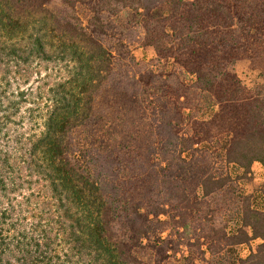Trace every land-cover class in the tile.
<instances>
[{"label":"trees","instance_id":"16d2710c","mask_svg":"<svg viewBox=\"0 0 264 264\" xmlns=\"http://www.w3.org/2000/svg\"><path fill=\"white\" fill-rule=\"evenodd\" d=\"M165 9V0H0V264H165L168 250L202 237L213 255L222 239L259 237L244 261L264 264V203L252 207L233 185L253 162L264 168L263 87L244 134L198 147L175 133L166 105L151 100L164 103L173 75L131 52ZM33 62L61 64L67 75L35 114L26 107L23 115L31 92L21 86ZM215 76L204 69L193 80L210 110ZM146 103L160 108L154 120ZM39 181L51 207L30 219ZM260 193L264 202V184ZM223 206L251 235L241 228L226 235L227 222L216 225Z\"/></svg>","mask_w":264,"mask_h":264},{"label":"rangeland","instance_id":"374dc122","mask_svg":"<svg viewBox=\"0 0 264 264\" xmlns=\"http://www.w3.org/2000/svg\"><path fill=\"white\" fill-rule=\"evenodd\" d=\"M165 2L166 9L156 20L157 25L132 46L131 52L138 61L152 62L158 67L165 65L167 74L173 75L172 83L165 84L164 103L161 104L157 96L151 97L152 101L166 105V110L174 119L173 131L179 135L189 134L195 146L209 144L217 147L224 139H233L246 132L248 108L261 89L259 87L264 90V0ZM157 59L158 64L155 62ZM204 69L216 75L207 95L211 110L204 107L197 90L193 88L196 72ZM26 70L28 79L21 87L31 93L28 101L21 106L23 115L29 113L26 107H32L35 114L38 110L35 107L42 106L49 88L67 75L63 65L51 62H33ZM138 79L147 85L145 76H138ZM145 109L147 120H154L160 108L154 113L151 104L146 103ZM23 123L19 130L24 133L22 140L26 141L30 123L27 120ZM23 151L24 147L20 148V153ZM26 173L23 164V174ZM234 181L235 193L249 196L252 207H263L260 191L264 184V168L261 163L253 162L246 177L240 176ZM41 184V181L35 182L31 187L34 194L30 198L32 209L27 213L28 216L33 215L30 219H37L38 215L43 218L49 211L50 205L40 193ZM23 191L28 194L31 190L27 188ZM233 209L220 207L214 217L216 225L222 226L223 222H227L226 235L237 228L251 235L250 227L238 222ZM50 215H56V212ZM159 217L165 219L167 215L160 214ZM167 232L168 229L162 235ZM226 241L221 240L214 255L203 237L200 243L191 246L181 242L174 255L168 250L170 257L165 264H182L181 257L188 254L192 255L193 261L186 264H248L244 259L256 250L261 239L251 238L235 245ZM189 242H194L193 238Z\"/></svg>","mask_w":264,"mask_h":264}]
</instances>
